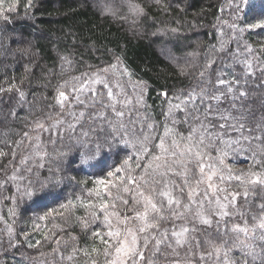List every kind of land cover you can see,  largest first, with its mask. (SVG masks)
I'll return each mask as SVG.
<instances>
[{
    "label": "snow or ice",
    "instance_id": "obj_1",
    "mask_svg": "<svg viewBox=\"0 0 264 264\" xmlns=\"http://www.w3.org/2000/svg\"><path fill=\"white\" fill-rule=\"evenodd\" d=\"M154 3L165 11L171 6ZM226 4L218 7L221 15L213 13L215 43L183 58L169 50L187 82L158 94L159 113L147 103L148 83L133 81L115 53V62L89 65L79 76L66 71L77 63L75 54L59 55V78L53 72L41 85L51 99L25 90L32 68L24 66L18 82L0 78V203L11 205L13 218L10 224L0 216V256L15 260L20 253L18 264H264V48L245 39L251 30H264V0ZM91 5L103 18L128 24L134 35L147 19L140 0ZM2 20L0 65L8 57H31V41L9 35V16ZM172 23L177 26L153 35L179 36L181 21ZM85 166L89 179L70 174ZM61 185L83 187L60 204L63 211L53 208L37 219L66 222L65 213L83 208L77 222L92 245L81 247L82 237L64 239L59 232L66 230L54 226L58 231L44 236L54 246L40 251V240L31 243L30 233L16 231L17 209L25 201L55 199L51 190Z\"/></svg>",
    "mask_w": 264,
    "mask_h": 264
},
{
    "label": "trees",
    "instance_id": "obj_2",
    "mask_svg": "<svg viewBox=\"0 0 264 264\" xmlns=\"http://www.w3.org/2000/svg\"><path fill=\"white\" fill-rule=\"evenodd\" d=\"M251 1L255 5L260 3V0ZM140 2L146 8L147 19L141 26L142 31L134 35L128 24L98 15L91 5V0H32V7H28V0H0L5 10L0 14V23H3L2 15L7 14L9 35L22 34L31 41L32 45L31 57H25L20 62L12 57L4 59L3 64L0 65V78L15 77L18 82L24 75V66L32 68L33 75L30 78V84L28 81L25 82V90L34 91L37 97L43 93L51 99V91H45L41 85L47 82V78H50L53 72L57 73L59 78V55L66 51L75 54L77 63L72 69H66L70 75L75 76L87 71L89 65L94 70L115 62V56H119L122 61L121 67L128 68L132 73L133 81L142 80L148 83L147 103L156 113H159L163 97L158 94L173 86L179 87L182 82H187L180 76L179 69L170 59L169 50L172 55L183 58L194 51L198 45L204 47L215 43L212 28V24L215 23L213 13L217 16L221 15L218 11L219 5L224 4L227 8V4L226 0H183L180 7L186 10L181 12L177 8V0H162L163 4L171 5L167 11L164 7L156 5L154 0H140ZM188 5L191 6L188 7ZM9 8L15 10L9 12ZM222 15L227 17L228 12L225 11ZM174 19L181 21L179 36L171 33L166 36L153 35L160 28L176 27L177 25L172 23ZM248 22L254 23L255 20L249 18ZM245 39L256 49L264 48V30H251L246 33ZM12 47L16 49L24 45L14 44ZM112 53H115V56ZM81 60L83 63H79ZM229 163L232 162L229 161ZM232 166L248 167L246 163L240 162L232 163ZM89 171L90 169L85 166L83 171L70 174L77 180H86L89 179ZM82 187L83 185L81 187L70 185L65 188L61 185L51 190L55 199L48 197L36 204L32 201L22 203L17 209L18 215L15 218L16 231L23 230L30 233L31 243L40 240L42 242L40 251L44 252L50 251V248L54 246V241L44 242L46 234L58 231V228L54 226L66 230L59 232L64 239H68L69 236L82 237L79 240L80 246L90 247L92 245L90 232L85 236L77 222L78 217H84L85 209L77 207L65 213V217H70L66 222L64 218L49 217L47 221L37 219L53 208L58 212L63 211L59 207L60 204L74 200L75 196L81 194ZM10 207L8 202L0 203V216L5 217L11 224L13 218L9 215ZM34 223L40 225L39 231L34 230ZM4 227L5 224L0 222V230ZM21 240H23L22 235ZM26 254L38 256V253L31 249H28ZM19 256L20 253H16L15 260L11 255L0 256V261L18 264ZM81 264H83L82 261Z\"/></svg>",
    "mask_w": 264,
    "mask_h": 264
},
{
    "label": "rangeland",
    "instance_id": "obj_3",
    "mask_svg": "<svg viewBox=\"0 0 264 264\" xmlns=\"http://www.w3.org/2000/svg\"><path fill=\"white\" fill-rule=\"evenodd\" d=\"M252 2V1H251ZM237 162H239V161H237ZM240 163H243V162H240Z\"/></svg>",
    "mask_w": 264,
    "mask_h": 264
}]
</instances>
